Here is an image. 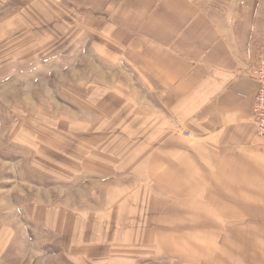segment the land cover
<instances>
[{
  "label": "crops",
  "instance_id": "1",
  "mask_svg": "<svg viewBox=\"0 0 264 264\" xmlns=\"http://www.w3.org/2000/svg\"><path fill=\"white\" fill-rule=\"evenodd\" d=\"M68 3L105 27L92 34L103 36L109 60L152 87L147 103L123 110L124 127L171 129L133 165L87 157L95 167L85 172L110 181L94 227L103 237L117 227L118 246L150 238L166 264H264V145L251 71L264 51V0Z\"/></svg>",
  "mask_w": 264,
  "mask_h": 264
},
{
  "label": "rangeland",
  "instance_id": "2",
  "mask_svg": "<svg viewBox=\"0 0 264 264\" xmlns=\"http://www.w3.org/2000/svg\"><path fill=\"white\" fill-rule=\"evenodd\" d=\"M68 1L0 0V264H166L150 238L118 246L117 227H94L110 181L87 157L133 165L171 129L124 127L152 87Z\"/></svg>",
  "mask_w": 264,
  "mask_h": 264
},
{
  "label": "built area",
  "instance_id": "3",
  "mask_svg": "<svg viewBox=\"0 0 264 264\" xmlns=\"http://www.w3.org/2000/svg\"><path fill=\"white\" fill-rule=\"evenodd\" d=\"M254 77L259 85L254 104V124L257 136L264 145V54L259 57ZM190 136L189 133H185Z\"/></svg>",
  "mask_w": 264,
  "mask_h": 264
}]
</instances>
